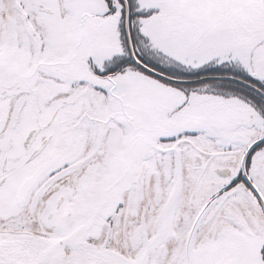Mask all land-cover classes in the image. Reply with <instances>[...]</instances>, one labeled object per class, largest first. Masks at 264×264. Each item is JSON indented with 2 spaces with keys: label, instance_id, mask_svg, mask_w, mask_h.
<instances>
[{
  "label": "snow or ice",
  "instance_id": "1",
  "mask_svg": "<svg viewBox=\"0 0 264 264\" xmlns=\"http://www.w3.org/2000/svg\"><path fill=\"white\" fill-rule=\"evenodd\" d=\"M0 264H264V0H0Z\"/></svg>",
  "mask_w": 264,
  "mask_h": 264
}]
</instances>
